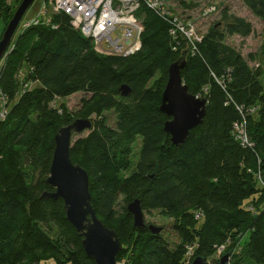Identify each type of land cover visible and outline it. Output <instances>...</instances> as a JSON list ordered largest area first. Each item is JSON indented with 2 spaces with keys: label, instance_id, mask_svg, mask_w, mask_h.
Listing matches in <instances>:
<instances>
[{
  "label": "trees",
  "instance_id": "16d2710c",
  "mask_svg": "<svg viewBox=\"0 0 264 264\" xmlns=\"http://www.w3.org/2000/svg\"><path fill=\"white\" fill-rule=\"evenodd\" d=\"M13 1L21 2L0 0L6 28L18 6L11 7ZM138 1L141 47L126 57L97 53L63 12L50 26L17 31L0 64L8 109L0 121V264H96L68 221L63 200L42 198L55 191L47 182L55 137L76 118L91 119L93 128L73 141L70 157L88 173L98 218L121 241L117 263L191 264L197 257L217 262L215 256L229 254L230 264H264V189L257 178H264L263 71L226 43L228 36H250L252 25L224 11L225 30L213 25L191 54L185 42L177 46L172 40L171 21ZM242 2L264 23V0ZM184 53L183 83L207 100V114L175 146L160 107L169 67ZM23 69L33 83L25 91L18 80ZM123 85L130 96L121 95ZM76 94L84 96L74 115L65 101ZM108 112L115 115L114 127ZM242 123L252 146L235 137V125ZM135 199L143 211L173 219L181 242L172 248L161 234L135 228L127 209Z\"/></svg>",
  "mask_w": 264,
  "mask_h": 264
},
{
  "label": "water",
  "instance_id": "95a60500",
  "mask_svg": "<svg viewBox=\"0 0 264 264\" xmlns=\"http://www.w3.org/2000/svg\"><path fill=\"white\" fill-rule=\"evenodd\" d=\"M36 0H23L0 41V64L7 55L9 47L17 34L26 13ZM187 53L169 67V77L162 96L160 111L169 119L164 130L170 135L175 146H181L190 132L201 125L207 114V100L192 95L183 83L182 70L186 66ZM123 97L131 95L127 85L120 88ZM93 128L91 119H77L60 129L55 137V150L48 184L55 190L45 192L43 199H62L66 217L71 225L83 237V248L87 256L96 264H117L122 251V244L115 230L108 228L97 216L92 203L90 182L87 171L72 162L70 149L73 139ZM127 209L133 216L137 229L148 228L153 234H160L161 229L147 226L145 215L139 199L128 204ZM230 255L226 254L215 264H228ZM191 264H208L203 257H197Z\"/></svg>",
  "mask_w": 264,
  "mask_h": 264
},
{
  "label": "built area",
  "instance_id": "2783aa9c",
  "mask_svg": "<svg viewBox=\"0 0 264 264\" xmlns=\"http://www.w3.org/2000/svg\"><path fill=\"white\" fill-rule=\"evenodd\" d=\"M147 5L173 24L170 30L172 40L180 46L185 42L188 52L194 53L196 44L202 40L196 26L189 19L175 13L170 7L171 0H146ZM140 7L138 0H44L40 13L29 21L22 20L18 30L31 26L52 24L54 15L61 12L71 18L72 26L88 39H91L97 53L105 56L126 57L136 53L141 47L143 26L136 13ZM52 10H51V9ZM218 13L215 5L207 7L203 17ZM21 90H27L33 83L26 81V70L18 74ZM201 98L200 96H197ZM251 108V114L256 112ZM7 101L3 98L0 108V121L7 117ZM235 137L243 145L252 146L247 135L245 124L235 125ZM257 178L264 189V178L259 173ZM199 217V215H198ZM220 249V251H222ZM120 264V263H117Z\"/></svg>",
  "mask_w": 264,
  "mask_h": 264
},
{
  "label": "rangeland",
  "instance_id": "374dc122",
  "mask_svg": "<svg viewBox=\"0 0 264 264\" xmlns=\"http://www.w3.org/2000/svg\"><path fill=\"white\" fill-rule=\"evenodd\" d=\"M22 1L23 0H21V2ZM43 3L44 0H36L28 10L27 14L24 17V20L29 21L38 13H40ZM9 5L11 7H16L18 4L17 2L13 1L9 3ZM19 5L17 6V8L19 7ZM211 5H215L217 7L218 13L212 15L211 17H203L204 10ZM170 7L175 13L183 16L184 19H189V21L193 20L194 22H192L196 26L199 35H205L215 24H218L222 30H225L226 21L223 19L224 11H227L228 16L236 17L246 23H250L253 28V32L250 36H228L226 39V43L234 48L238 53H240L245 59H247L251 68L256 69L257 67H260L263 71L262 78L264 81V23L249 11L242 0H171ZM5 28V21L3 18H0V40L3 37ZM9 48H13V45ZM252 56L255 58V60L251 59ZM83 96V94H76L66 99L65 101L69 111L74 115L81 108V100ZM3 98L4 97L0 93V108L2 107ZM106 115L108 116V124L111 127H114L115 115L113 114V112H108ZM77 119L80 118H76L75 120ZM87 134L88 131L84 132L80 136L74 137L73 141L79 137H84ZM140 146V140H137V142L132 146V153L130 158L132 163L134 164V167L139 159ZM144 215L146 225L148 227L153 226L155 228L161 229V236H163V238L167 240L172 248L181 242L179 236L173 229V219L164 216L159 211H152L150 213L144 211ZM221 252L222 251H219V253ZM221 257H218V255L215 256L218 261L221 259ZM232 260L233 257H230V261L228 264H230ZM126 261L127 259L124 258L118 261V263L126 264ZM206 262L208 264L217 263L212 259ZM44 264H53V262L49 261Z\"/></svg>",
  "mask_w": 264,
  "mask_h": 264
}]
</instances>
